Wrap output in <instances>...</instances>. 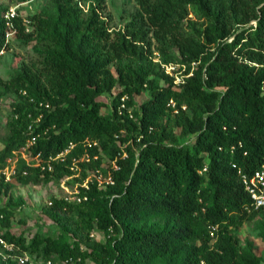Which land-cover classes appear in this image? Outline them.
Returning <instances> with one entry per match:
<instances>
[{
    "label": "trees",
    "instance_id": "trees-1",
    "mask_svg": "<svg viewBox=\"0 0 264 264\" xmlns=\"http://www.w3.org/2000/svg\"><path fill=\"white\" fill-rule=\"evenodd\" d=\"M5 1L0 52L10 46ZM46 1L27 17L30 31L20 15L13 20L37 60L0 80V101L15 98L0 170L20 156L10 180L0 178L8 198L0 240L13 247L0 264L25 255L51 264H264L237 235L259 221L264 240V206L255 209L241 179L264 168V0H136L119 29L103 15L105 0ZM168 65L179 66L182 83ZM116 89L105 115L101 98ZM24 148L40 165L23 159ZM98 170L113 184L90 180L81 203L51 198L46 215L74 236L13 232L15 187L78 173L82 185Z\"/></svg>",
    "mask_w": 264,
    "mask_h": 264
},
{
    "label": "rangeland",
    "instance_id": "rangeland-1",
    "mask_svg": "<svg viewBox=\"0 0 264 264\" xmlns=\"http://www.w3.org/2000/svg\"><path fill=\"white\" fill-rule=\"evenodd\" d=\"M91 3L93 0H87ZM8 10L14 9L18 15L25 19L27 25V31H30L29 16L39 14L43 9L49 7V3L46 0H35L27 3H20L15 0L5 1ZM84 6V2L82 3ZM87 8L86 6H84ZM136 0H105L104 16L107 17L109 25L114 29L122 28L129 20L131 15L136 11ZM9 49L0 56V80H8L13 72L23 64H30L32 61L37 60V54L34 51V43L25 46L21 39L16 34L10 37ZM156 59L159 58L156 56ZM175 70L172 71L176 81H182L183 77L178 72L179 66L174 65ZM114 70V68H112ZM169 71V70H168ZM118 93V89L113 91L112 95H107L101 98V101L108 106L103 109V114L108 115L112 113L111 101L112 97ZM144 97H138L137 103H141ZM15 102V98L12 95L5 96L0 101V150L4 147L5 138L7 135L6 123L11 112V104ZM26 153V152H25ZM27 156V155H26ZM19 154L7 159L6 165L10 171L17 169L19 166ZM24 159V158H23ZM27 159L29 157L27 156ZM11 160V162H10ZM30 163L38 164L37 160H30ZM103 168L107 170L109 167L107 164L103 165ZM91 171V175H93ZM102 173V172H101ZM79 173L74 176L65 179L61 183H50L43 186L26 185L14 188V206L15 217L12 223L13 232L16 234L21 233H42L46 236H60L66 235L68 237L74 236V230L64 225H59L53 222L47 215V210L50 207V201L52 197L66 198L69 201H75L77 191L80 188ZM8 198L4 195H0V207L6 206ZM259 221L246 223L237 230V235L243 244L251 241L256 246L257 254L264 260V240L259 235ZM78 237V236H77ZM93 239L99 242H104L105 237L100 232H94L91 236ZM0 255L5 256L4 249L7 250L6 244L0 242ZM29 264H49L43 261L30 260ZM65 264V263H57ZM87 264H96L89 261Z\"/></svg>",
    "mask_w": 264,
    "mask_h": 264
},
{
    "label": "built area",
    "instance_id": "built-area-1",
    "mask_svg": "<svg viewBox=\"0 0 264 264\" xmlns=\"http://www.w3.org/2000/svg\"><path fill=\"white\" fill-rule=\"evenodd\" d=\"M18 16L19 15L16 13V11L14 9L6 11V13L4 15L5 24L7 26V33H6L7 44H9V42H10V37H12L14 34H16V27L14 25L13 20ZM5 52H6V49H3L0 52V56L3 55ZM165 70H166L167 74H170L171 76L174 77L173 73H171V70L172 71L175 70L174 65L165 66ZM175 77L178 78V75H176ZM182 82L183 81H176V79H175L176 84H180ZM122 100H124V99H122ZM171 104L174 105L173 101H171ZM122 107L125 108V104H123ZM33 143H34V139L30 142V144H33ZM26 149L27 148L23 149V151L21 153L22 157L27 161L28 164H33V163H30V160L27 159V156L25 153ZM67 152L68 151H66V153ZM17 154L18 153L15 152L14 156ZM64 155L65 154H61L58 158H62ZM35 160L38 161V164H34V165H40L38 158H36ZM10 162H11V160H10ZM49 169L51 170V167H49ZM15 171H16V169L10 171L9 167L6 166L4 169L0 170V178H1V174H4L6 177V181H8V180H10L11 175L13 173H15ZM239 173L241 174V171ZM92 179H96L99 182L100 186L103 185L104 183L113 184V180H112V177L110 176V174H108V176L105 177L103 175V173H101V171L98 170L95 173H93V175H90L89 178L86 180V182L84 184L80 185V187L82 186L84 188H88V182ZM241 179H242L245 191L250 195L251 199L253 200L255 209H259V208L263 207L264 206V168L257 170L251 176L242 174ZM79 194H80V188H79V191H77L75 201H70V202L81 203L82 200L87 199V198H82L81 196H79ZM66 200L69 201L68 199H66ZM1 242L4 243L3 241H1ZM5 246L7 247V250L13 251L12 246H9L7 244ZM17 259L19 260L20 264H26L27 262L30 261V258L27 255L22 256V257H17ZM49 264H51V263L49 262Z\"/></svg>",
    "mask_w": 264,
    "mask_h": 264
}]
</instances>
